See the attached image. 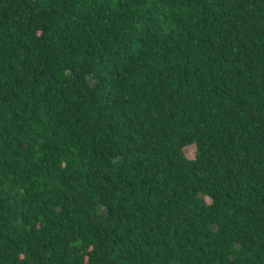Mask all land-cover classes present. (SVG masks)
<instances>
[{
  "label": "trees",
  "instance_id": "obj_1",
  "mask_svg": "<svg viewBox=\"0 0 264 264\" xmlns=\"http://www.w3.org/2000/svg\"><path fill=\"white\" fill-rule=\"evenodd\" d=\"M0 264H264V0H0Z\"/></svg>",
  "mask_w": 264,
  "mask_h": 264
},
{
  "label": "rangeland",
  "instance_id": "obj_2",
  "mask_svg": "<svg viewBox=\"0 0 264 264\" xmlns=\"http://www.w3.org/2000/svg\"><path fill=\"white\" fill-rule=\"evenodd\" d=\"M184 153L187 158L193 159L195 156V147L193 145L186 147Z\"/></svg>",
  "mask_w": 264,
  "mask_h": 264
}]
</instances>
